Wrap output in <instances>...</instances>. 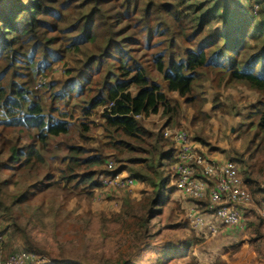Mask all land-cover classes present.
<instances>
[{
	"label": "rangeland",
	"instance_id": "1",
	"mask_svg": "<svg viewBox=\"0 0 264 264\" xmlns=\"http://www.w3.org/2000/svg\"><path fill=\"white\" fill-rule=\"evenodd\" d=\"M84 1H88L85 14L94 7L101 11L97 18H101L102 25L97 24L96 36L93 41H79V32L72 28L79 20L77 17L60 27L55 26V32L45 34L40 30L39 33H44L41 38L43 44L49 43L52 38L59 42L52 48L58 56L51 50L46 61L49 64L47 71L36 75L31 82L30 91L33 92L31 99L41 102L48 117L67 121L68 139L71 138V141H75L74 144L85 149L83 159H103V164L90 169L94 173L93 183L97 186L91 189L89 183H82L74 188L73 185L79 179L69 184L60 178V171L64 169L69 155L62 137L52 138L44 149L45 163L41 165L37 179L30 182L38 187L31 189L28 200L20 205L10 204L17 195L15 187L20 175L25 173L16 177L15 170L0 172V181H3V185L0 184L3 194L1 199L6 207V210H0V234L6 237L0 252V264H4L7 255L18 251L38 255L49 263L107 264V257L120 252V247H134L130 250L131 257L133 260L138 258L137 264H158V251L166 240L164 236H155L160 227L159 218L152 220L149 226L152 235L149 242L153 245L151 249L147 247L148 239L139 241L133 234L120 238L117 232L103 235L88 231L86 226L89 213L104 214L113 221L126 207L128 198L135 202L133 214L137 218L141 217L145 214L143 200L152 194L153 188L140 182L131 190L125 191H105L100 182L101 175L108 173L106 163L109 160L116 162L118 173L123 172L133 177L129 171L133 165L128 162V155L119 154V164L114 151L105 150L100 156L101 147L109 142L102 117L106 108H90L93 100L105 96L109 84L122 79L121 67L130 70L136 67L138 71H144L151 82L161 86L172 106H179V115L173 119L164 116L165 109L162 106L158 114L137 117L147 129L161 134L166 127L187 129L193 141L201 145L210 157L243 160V179L246 178L244 171H247L253 181L252 187L246 184L254 203L247 213L243 227L225 230L223 237L219 235L202 240L199 246L192 249L188 258L180 263L215 264L218 260H225L227 264H264V244L256 241V229L254 225L248 224V218L255 225L261 222L264 201V136L258 134L257 111L261 110L258 107L259 93L245 85H228L227 76L223 78L217 71L203 69L199 71L200 77L194 84V98H181L168 90V83L163 74L158 72L154 61L159 54L164 55L166 65L173 58L183 61L188 49H198L207 36L202 35L195 42L189 41L187 36L192 33L190 25L194 24L188 19L185 21V18L197 7L200 14L206 13L214 0H185V4H181L180 0H80V3ZM240 3L247 5L248 2L240 0ZM190 5H193L192 9L187 8ZM167 7L172 12L167 11ZM172 13H182L184 19L175 24ZM53 22L55 23L51 20L50 25ZM178 25L184 30L183 38H179ZM214 27L217 29L220 24H214ZM35 41L33 39V43ZM222 47V42L213 46V57L221 53ZM37 50L40 51V59L41 54H48L43 48ZM223 53L229 54V51ZM3 65L5 61L1 59L0 71ZM14 71L20 73V64L10 70L8 82L14 78ZM18 81L23 83L21 78ZM40 81L43 83L40 84ZM131 92L135 95L137 88L133 87ZM85 108L88 110L85 111ZM170 120H173L172 125H168ZM4 121L5 112L0 110V132H12L14 129L5 126ZM82 124L90 128L84 141L78 137L83 132ZM23 135L25 143H28V135ZM172 148L173 143L167 147L168 150ZM0 162L10 165L4 151L0 152ZM123 165L126 169L119 170ZM78 173L81 177L88 172L81 168ZM49 174L52 175L53 182L46 180ZM23 186L20 185V190ZM172 187L170 180L169 189L173 192ZM172 192L171 201L180 205L184 213L182 219L188 220L184 207L196 201L190 200L187 201L189 204H182L177 200V193L173 195ZM131 220L137 221L129 218ZM194 233L199 239L203 238L195 231ZM25 235L30 237L32 251L26 248ZM44 248H47L51 256L38 252Z\"/></svg>",
	"mask_w": 264,
	"mask_h": 264
},
{
	"label": "trees",
	"instance_id": "2",
	"mask_svg": "<svg viewBox=\"0 0 264 264\" xmlns=\"http://www.w3.org/2000/svg\"><path fill=\"white\" fill-rule=\"evenodd\" d=\"M180 2L185 4L186 1ZM87 3L88 1L80 3V0H0V61L1 59L5 61L0 71V110L5 112L4 125L14 129L5 134L0 132V152L7 153L10 164L6 166L0 162V172L15 170L16 177L25 173L23 176L20 175L17 182L15 187L17 195L11 206L20 205L28 200L31 189L38 187L31 185L30 182L37 179L41 165L45 163L43 151L52 138L62 137L69 150L66 165L60 171V178L69 184L79 179L73 185L74 188H78L82 183H89L91 189L97 186L93 183L94 173H91L90 169L103 164V159L98 157L83 159L85 149L74 144L75 141H71V138L68 139L67 121L48 117L41 102L31 99L33 92L30 91L31 82L36 75L47 71L49 64L46 61L51 55V50L58 56L52 48L59 42L52 38L49 43L43 44L41 38L44 33L55 32L53 30L55 26L60 27L77 17L79 20L72 28L79 32V41H93L98 29L97 24L102 25L101 18H97L101 11L94 7L85 14ZM190 6L187 8L192 9L193 5ZM166 9L172 12L168 7ZM249 12L245 4L238 0H214L204 14L199 13L198 7L193 9L190 13L193 17L191 18L189 14L185 18V21L188 19L194 24L190 25L192 33L187 37L191 42H195L202 35H206L207 39L197 50L188 49L183 61L173 58L166 65L163 54L157 55L154 61L158 72L163 74L164 80L168 83V90L177 93L181 98H194V84L200 77L199 71L203 69L217 71L223 78L227 76L228 85H245L259 93L258 107L261 110L257 111L258 134L264 136V8L259 11L258 17ZM171 17L175 24L184 19L182 13L180 15L172 13ZM51 20L55 21L52 25ZM214 24H220V27L216 29ZM178 28L179 38H183L184 30L180 25ZM40 30L44 33H39ZM33 39H36L34 43ZM218 42H222L223 47L220 49L221 53L213 57L212 48ZM42 48L48 54H41L40 59V51L37 49ZM225 51H229V54H224ZM17 64H20V73L14 71V78L8 82V74ZM120 71L123 72L122 79L109 84L105 96L93 100L90 107L106 108L102 117L105 120L104 127L109 142L101 147L100 156L105 150L114 151L119 164V154L128 155V162L133 165L129 170L131 175L136 183L151 186L152 194L143 200L145 211L143 216L137 218L133 214L135 202L128 198L126 207L113 221L104 214L89 213L87 230L103 235L117 232L120 238L133 234L139 241L148 239L149 242L152 239L150 223L159 218L160 227L155 236H164L166 240L158 251V264H182L180 261H185L192 249L199 246L205 238L196 237L189 221L182 219L184 213L180 205L170 199L172 192L169 189L172 178L170 169L175 163V150L173 148L168 150L167 147L172 143L160 132H151L144 126L142 120L137 118L143 114L146 116L158 114L162 106L165 109L164 116L173 119L179 115V106H172L161 86L151 82L144 71H138L136 67L133 70L121 67ZM18 78L23 80L22 84ZM133 87L137 88L135 95L131 92ZM87 110L85 108V111ZM172 121L170 120L168 125H172ZM82 127V134H77L79 139L84 141L86 138L84 136L90 128L85 124H82ZM23 134L28 135V143H25ZM241 162H243L241 159L236 161L244 177L241 166V164L244 166V162ZM81 168L88 173L80 177L78 170ZM122 169L126 167L124 165L119 167V170ZM244 174L245 183L252 187L253 181L249 173L244 171ZM46 178L53 182L52 175L49 174ZM1 182L3 183L0 181V184ZM21 184L24 188L20 190ZM2 195L0 185V210H6ZM205 207L204 203L200 212L205 211ZM129 218L137 221H129ZM248 224L254 225L256 229V241H262L264 244L262 220L255 225L248 218ZM24 239L27 243L26 248L32 251L30 237L25 235ZM152 246L150 241L147 247L151 249ZM131 249L120 247V252L107 257V264H132ZM38 252L51 256L47 248L39 249ZM215 264L227 263L225 260H218Z\"/></svg>",
	"mask_w": 264,
	"mask_h": 264
},
{
	"label": "built area",
	"instance_id": "3",
	"mask_svg": "<svg viewBox=\"0 0 264 264\" xmlns=\"http://www.w3.org/2000/svg\"><path fill=\"white\" fill-rule=\"evenodd\" d=\"M245 1L248 2L245 4L248 10L258 17L262 0ZM162 134L173 143L175 150V163L170 169L172 194L177 193V200L182 204H189L187 201L190 200L196 201L184 207L191 228L199 237L210 239L218 236L223 227H243L254 201L236 161L210 157L201 145L193 141L187 129L166 127ZM106 168L108 173L100 177L105 191L131 190L136 185L133 177L123 172L118 173L113 160L106 163ZM203 201L205 211L200 212ZM261 219L264 226V201ZM5 242V235L0 234V252ZM4 264L55 263H49L27 251H18L7 255Z\"/></svg>",
	"mask_w": 264,
	"mask_h": 264
},
{
	"label": "crops",
	"instance_id": "4",
	"mask_svg": "<svg viewBox=\"0 0 264 264\" xmlns=\"http://www.w3.org/2000/svg\"><path fill=\"white\" fill-rule=\"evenodd\" d=\"M238 1H240V0H238ZM264 5V2H263V0H262V6ZM264 8V7H263ZM212 158H215V159H218V158H216V157H212ZM232 227H223L222 229H221V232H220V234L219 235H221V237H223V236H225L224 235V233L226 232L225 230H230ZM233 228H236V227H233ZM225 231V232H224ZM218 235V236H219ZM208 239V238H207ZM207 239H205V240H207ZM254 255V254H253ZM144 256V255H143ZM137 260H138V258H136V260H132V264H137L138 262H137ZM55 264H58V263H55Z\"/></svg>",
	"mask_w": 264,
	"mask_h": 264
}]
</instances>
